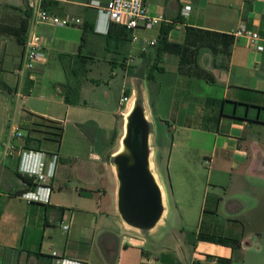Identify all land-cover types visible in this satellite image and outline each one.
Segmentation results:
<instances>
[{"label":"crops","instance_id":"0c3cea01","mask_svg":"<svg viewBox=\"0 0 264 264\" xmlns=\"http://www.w3.org/2000/svg\"><path fill=\"white\" fill-rule=\"evenodd\" d=\"M48 1L55 13L82 23L36 26L47 54L30 77L14 35L28 0H0V264H58L53 252L88 264H264V0H145L149 15L165 21L133 32L117 23L109 32L110 0ZM242 23L258 32L256 44L235 37ZM166 24H173L167 39L178 51L161 44ZM152 40L157 43L143 51ZM203 70L214 81L200 77ZM66 85L78 89V102L66 101ZM16 90L29 95L17 98ZM139 102L164 202L161 219L148 230L122 218L114 163ZM31 113L64 124L60 144L40 146L59 156L49 203L21 197L31 188L19 175V157L5 152L8 140L25 144ZM13 122L23 138L11 135ZM203 158H211L208 177L229 197L226 219L219 218L224 196L217 202L220 193H212L208 209L210 195L201 185L178 194L173 209L168 205L159 161L174 179L189 182L204 177ZM199 232L241 236L242 247L237 253L199 240L193 234Z\"/></svg>","mask_w":264,"mask_h":264},{"label":"built area","instance_id":"2783aa9c","mask_svg":"<svg viewBox=\"0 0 264 264\" xmlns=\"http://www.w3.org/2000/svg\"><path fill=\"white\" fill-rule=\"evenodd\" d=\"M28 7L31 10L29 18V28L26 34V41L23 44L22 66L23 69L34 75L37 62L46 57L45 37L37 31L36 26L42 24H52L55 26H70L82 23V20L75 16H60L49 7L44 6V0H28ZM111 23L121 24L129 31L137 29H151L162 24L165 19L162 16H150L145 5V0H110L105 7ZM185 12L190 6L185 7ZM235 37H248L253 44L260 39L258 32L248 28L246 23H242ZM133 39H137L136 36ZM157 40L148 41L142 47L143 51L148 46L155 45ZM29 94H24L16 90L14 96L26 99ZM43 97V96H42ZM123 100H128L124 96ZM11 135L16 138H23L24 134L20 127L14 122L11 124ZM6 154H16L19 157L18 171L32 178L35 187L23 192L21 197L28 201L49 203L53 187L51 181L55 177L58 154H48L41 149L27 148L24 145L17 146L12 140L5 143ZM65 230H69V224H63ZM53 258L57 259L58 264H88L79 259H73L53 252Z\"/></svg>","mask_w":264,"mask_h":264},{"label":"water","instance_id":"95a60500","mask_svg":"<svg viewBox=\"0 0 264 264\" xmlns=\"http://www.w3.org/2000/svg\"><path fill=\"white\" fill-rule=\"evenodd\" d=\"M150 124L137 104L128 117L124 150L115 156L119 179L118 209L130 226L148 230L164 212L163 193L150 168Z\"/></svg>","mask_w":264,"mask_h":264},{"label":"trees","instance_id":"16d2710c","mask_svg":"<svg viewBox=\"0 0 264 264\" xmlns=\"http://www.w3.org/2000/svg\"><path fill=\"white\" fill-rule=\"evenodd\" d=\"M50 1L44 0V6L45 7H50ZM29 8V7H28ZM30 9V8H29ZM27 17L23 19L21 26L19 28L15 29L14 35L16 36L17 40L20 43H25L26 41V34L29 28V18L31 16V10L27 12ZM115 23H111L109 32L113 30L115 27ZM173 27V24H166L162 28V37H161V44L164 45L165 48H167L170 51H178L179 46L174 45L171 43H168V33ZM124 30L127 32L126 27H124ZM86 30V27L84 28ZM192 28L189 29V32H192ZM199 32H205L206 34H210L209 30H198ZM221 36H226V34H219ZM233 42V36H230V41L229 44L231 45ZM211 48L214 52H217L216 46H212ZM200 77H205L206 79L210 81H214V77L211 73L203 70L199 72ZM64 96L67 102H78L80 100V95L79 91L75 87H71L66 85L65 86V92ZM140 104V102H139ZM31 116L35 119L34 122H32L31 126L26 128L27 130V135L25 137V146L27 148H32V149H40V146L43 141L45 140H52L60 144L63 139V134H64V124L61 121L53 120L41 115H37L34 113H31ZM19 175L28 182L29 188L35 187V184L32 180V178L25 176L19 172ZM194 235L197 236L199 240H204V241H209V242H214L218 244H224V245H230L234 248L235 252H239V250L242 247V237H228V236H221V235H216V234H210V233H205V232H199L198 234L193 233ZM227 263H231V260H227Z\"/></svg>","mask_w":264,"mask_h":264},{"label":"rangeland","instance_id":"374dc122","mask_svg":"<svg viewBox=\"0 0 264 264\" xmlns=\"http://www.w3.org/2000/svg\"><path fill=\"white\" fill-rule=\"evenodd\" d=\"M4 8H5V6H1L0 5V9H4ZM53 27L54 28H61V29H58V30L64 29L63 28L64 26H53ZM67 27L74 28L72 26H67ZM66 33H70V32H66ZM94 72L96 74V71H94ZM46 84L48 85L47 82H46ZM50 91H51V87L49 86V88L47 87V89H45V94H50L49 93ZM34 93H35V91H34ZM38 97H39V95H38ZM33 99L34 98H32V100ZM41 149H44L46 152H49L48 150H46L47 148L44 145H42ZM203 162H204L205 167H206L207 170H205L203 172L204 177L200 181L193 180V181H189V182H182V181H179L177 179H174L171 176V174H170L168 165L164 164V162H162V161H159V163H158V171L160 172V179L163 182V184L165 186V189L167 191V202H168V205L170 206L171 209H173V207L176 204V198H177L178 194H181L183 191H187V189H189V188L194 189V187L197 186V185H201L203 187L202 188V192L205 189L207 191V195L208 194L210 195V197H209V202L210 203L208 205V209H210L211 202L213 201V199H215L213 196H211L212 193H215V192L216 193H220V196L217 197V199H216L217 202H218V199H220L222 195L224 196V191H223L224 188H222V187L217 188L215 186V182L213 180H211L212 178L210 179L208 177V172L212 168V164H211L212 160H211V158H203ZM229 202H230L229 197L228 196H224L223 205H222L223 207L222 208L220 207L221 209H219V212H220V217L219 218L221 220H223L224 218L226 219V215H227V212H228V211H226V205ZM74 207L75 206H73V208L69 207L70 208V213L75 211ZM206 215H209V212H207ZM66 224H68V223H66ZM95 242L96 243L99 242V237H96Z\"/></svg>","mask_w":264,"mask_h":264}]
</instances>
